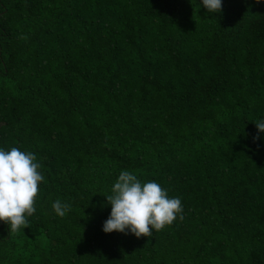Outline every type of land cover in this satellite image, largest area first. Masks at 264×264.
<instances>
[{
	"label": "trees",
	"instance_id": "16d2710c",
	"mask_svg": "<svg viewBox=\"0 0 264 264\" xmlns=\"http://www.w3.org/2000/svg\"><path fill=\"white\" fill-rule=\"evenodd\" d=\"M260 120L264 0H0V148L45 180L29 228L0 222V264H264ZM125 170L183 221L105 233Z\"/></svg>",
	"mask_w": 264,
	"mask_h": 264
},
{
	"label": "clouds",
	"instance_id": "9594fccd",
	"mask_svg": "<svg viewBox=\"0 0 264 264\" xmlns=\"http://www.w3.org/2000/svg\"><path fill=\"white\" fill-rule=\"evenodd\" d=\"M202 6L207 12L219 13L222 0H202ZM255 125L258 132L254 142L260 138L259 133H264V120ZM40 169L41 164L32 152L17 147L8 151L0 148V222L9 225L10 233L18 234L29 228L28 218L36 212L40 184L45 182ZM111 193L106 196L111 212L103 225L105 233L128 230L137 238L151 237L153 230L160 232L170 227L177 217L184 219L180 198H170L157 182H141L129 171L120 172ZM52 209L56 216L63 218L71 205L57 199Z\"/></svg>",
	"mask_w": 264,
	"mask_h": 264
}]
</instances>
